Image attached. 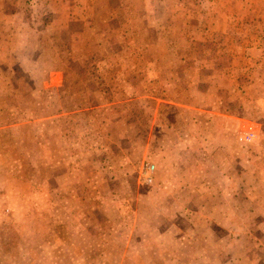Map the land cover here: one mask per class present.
I'll return each instance as SVG.
<instances>
[{"label":"rangeland","instance_id":"obj_1","mask_svg":"<svg viewBox=\"0 0 264 264\" xmlns=\"http://www.w3.org/2000/svg\"><path fill=\"white\" fill-rule=\"evenodd\" d=\"M255 38L264 43V0H0V264H174L170 253H187L176 241L192 197L157 186L172 165L155 147L171 138L167 101L233 94L237 75L254 76L242 49ZM242 127L230 136L249 158L260 136ZM248 210L249 237L261 232Z\"/></svg>","mask_w":264,"mask_h":264},{"label":"crops","instance_id":"obj_2","mask_svg":"<svg viewBox=\"0 0 264 264\" xmlns=\"http://www.w3.org/2000/svg\"><path fill=\"white\" fill-rule=\"evenodd\" d=\"M92 2L95 4L101 0ZM105 17L110 28V21L114 17ZM105 29L106 34L112 36L111 30ZM252 40L255 41L242 51L244 56L249 57L247 60L250 68L254 69L251 70L254 76L244 80L237 75L239 79L233 94L218 92V96L215 99L209 97L207 103L198 97L197 100L190 98L188 101L179 99L184 103L167 101L173 104L171 115L163 118H168L165 122L171 128V138L157 140L155 147L160 149V160L166 156V162L172 165L169 174L158 171L156 184L166 185L161 190L172 197L183 194L192 197L187 203L188 211L192 213L187 219L189 234L176 241H185L189 250L185 254L178 250L170 253V259L176 260L174 264L184 259L190 260V264L264 263V43L260 38ZM88 48L92 52L95 47L92 45ZM77 60L82 62L79 66L89 62L88 58ZM187 62L194 65L192 61ZM222 75L227 77V71ZM244 97L249 103L246 113L242 108ZM232 101L233 111L229 108ZM156 122L157 119V126ZM183 124L187 127V133L191 132L187 136L182 130ZM245 125H253L256 130L254 137L260 136L250 146L254 155L249 158L243 156L242 145L236 141L237 137L235 140L230 136L232 132L236 135ZM192 130H196V135ZM194 140L198 143L192 146ZM211 141L214 145L209 144ZM181 148L184 149L181 158H189L173 162L179 157ZM174 164L179 169L183 167L185 183L175 182ZM202 164L208 166L200 167ZM193 167L195 169L192 171ZM244 204L249 207L247 217L250 228L256 234L261 233L249 237L243 235ZM170 206L172 211H180L178 201ZM158 257L163 259V254L159 253Z\"/></svg>","mask_w":264,"mask_h":264},{"label":"built area","instance_id":"obj_3","mask_svg":"<svg viewBox=\"0 0 264 264\" xmlns=\"http://www.w3.org/2000/svg\"><path fill=\"white\" fill-rule=\"evenodd\" d=\"M254 135H255V133H252L251 136L249 135V138H251V139L254 138ZM153 169H154L153 166H148L147 169H146V175L144 177V181L148 185L152 184L153 181H154V178H153Z\"/></svg>","mask_w":264,"mask_h":264}]
</instances>
